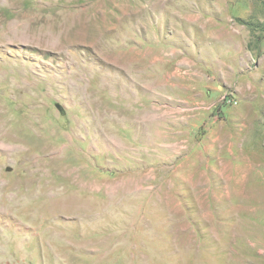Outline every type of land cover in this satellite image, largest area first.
<instances>
[{
	"label": "rangeland",
	"instance_id": "374dc122",
	"mask_svg": "<svg viewBox=\"0 0 264 264\" xmlns=\"http://www.w3.org/2000/svg\"><path fill=\"white\" fill-rule=\"evenodd\" d=\"M0 264H264V0H0Z\"/></svg>",
	"mask_w": 264,
	"mask_h": 264
},
{
	"label": "bare ground",
	"instance_id": "6f19581e",
	"mask_svg": "<svg viewBox=\"0 0 264 264\" xmlns=\"http://www.w3.org/2000/svg\"><path fill=\"white\" fill-rule=\"evenodd\" d=\"M33 33V32H32Z\"/></svg>",
	"mask_w": 264,
	"mask_h": 264
}]
</instances>
